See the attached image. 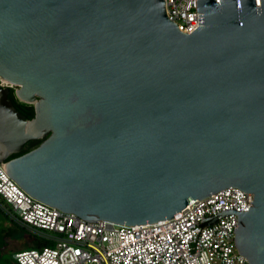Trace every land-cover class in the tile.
<instances>
[{"label":"water","instance_id":"water-1","mask_svg":"<svg viewBox=\"0 0 264 264\" xmlns=\"http://www.w3.org/2000/svg\"><path fill=\"white\" fill-rule=\"evenodd\" d=\"M0 0V162L30 195L135 225L234 186L254 194L235 246L264 264V0ZM44 140L18 156L30 140Z\"/></svg>","mask_w":264,"mask_h":264},{"label":"built area","instance_id":"built-area-1","mask_svg":"<svg viewBox=\"0 0 264 264\" xmlns=\"http://www.w3.org/2000/svg\"><path fill=\"white\" fill-rule=\"evenodd\" d=\"M257 5H261L258 0ZM166 6L169 18L182 31L191 33L199 26L197 0H166ZM0 85L10 84L0 77ZM253 196L230 186L194 199L174 217L157 222L88 221L30 195L0 162V208L53 243L17 251L18 264H249L235 246L236 213L203 227L198 224L221 210L248 211Z\"/></svg>","mask_w":264,"mask_h":264},{"label":"trees","instance_id":"trees-1","mask_svg":"<svg viewBox=\"0 0 264 264\" xmlns=\"http://www.w3.org/2000/svg\"><path fill=\"white\" fill-rule=\"evenodd\" d=\"M9 96L12 99L13 103L15 104V106L17 107V109L22 114H24L28 119L33 118L35 116L34 105L33 104H29V103H25L23 101H20L16 97L15 90L12 87H11V91H10ZM43 140H44V138L30 140L29 142H27L25 144V147L23 148V150L20 153H15V154L11 155L9 158L18 156V155H20L22 153H25V152L35 148ZM16 226L19 227L22 230V232L27 234V235H26V237L23 238L22 242H18L19 244H16L15 246H18V247L30 246L29 248H37V247H43V246H46V245L53 244L51 241H49V240H47L45 238L38 237L37 235H35L31 231H29V229H27L24 226L19 225L18 223H16ZM12 233H13V230H10L9 232H7V234H6L7 235V237H6L7 239L6 240L2 239V241L0 243V264H18V262H17V260L15 258V253L17 251H20V250H23V249H29V248H21V249L17 250V248H18L17 247L15 250L9 251L8 254L5 253V250L8 249V247H9V243H10L9 238L11 237L10 235Z\"/></svg>","mask_w":264,"mask_h":264},{"label":"rangeland","instance_id":"rangeland-1","mask_svg":"<svg viewBox=\"0 0 264 264\" xmlns=\"http://www.w3.org/2000/svg\"><path fill=\"white\" fill-rule=\"evenodd\" d=\"M7 83H9V82H7ZM10 86L12 88H14V90H16V88L18 87L17 85H14V84H10ZM10 230H13V233L10 235L11 237L9 238V240H10L9 247H8V249L5 250V253H7V254L9 253V251L15 250L18 247L15 245L19 244L18 242H22L23 238L26 237L27 234L23 233L22 230L16 226V222L13 221L12 219H10L7 216V213L0 208V243H1L2 239H5V240L7 239L6 234ZM35 235H37V234H35ZM37 236L41 237L39 235H37ZM29 247L30 246H21V247H18L17 250L21 249V248H29Z\"/></svg>","mask_w":264,"mask_h":264},{"label":"bare ground","instance_id":"bare-ground-1","mask_svg":"<svg viewBox=\"0 0 264 264\" xmlns=\"http://www.w3.org/2000/svg\"><path fill=\"white\" fill-rule=\"evenodd\" d=\"M4 82L7 83V82H9V81L4 79ZM9 83H10V82H9Z\"/></svg>","mask_w":264,"mask_h":264}]
</instances>
